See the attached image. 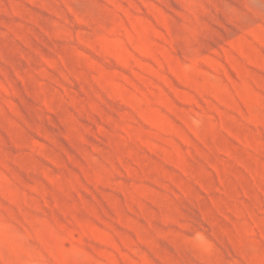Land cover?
Returning a JSON list of instances; mask_svg holds the SVG:
<instances>
[{"label": "rangeland", "instance_id": "374dc122", "mask_svg": "<svg viewBox=\"0 0 264 264\" xmlns=\"http://www.w3.org/2000/svg\"><path fill=\"white\" fill-rule=\"evenodd\" d=\"M0 264H264V0H0Z\"/></svg>", "mask_w": 264, "mask_h": 264}]
</instances>
